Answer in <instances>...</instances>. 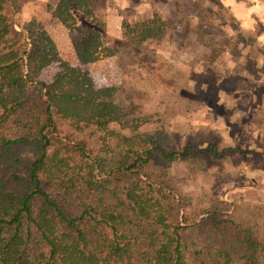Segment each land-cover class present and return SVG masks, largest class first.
<instances>
[{
	"label": "trees",
	"instance_id": "obj_1",
	"mask_svg": "<svg viewBox=\"0 0 264 264\" xmlns=\"http://www.w3.org/2000/svg\"><path fill=\"white\" fill-rule=\"evenodd\" d=\"M55 1L80 62L116 53L99 0ZM21 8L0 0V264H264V205L183 193L172 167L190 149L169 152L165 128L143 131L152 116L89 72L62 61L42 80L57 47ZM168 27L155 12L112 42L139 47Z\"/></svg>",
	"mask_w": 264,
	"mask_h": 264
},
{
	"label": "rangeland",
	"instance_id": "obj_2",
	"mask_svg": "<svg viewBox=\"0 0 264 264\" xmlns=\"http://www.w3.org/2000/svg\"><path fill=\"white\" fill-rule=\"evenodd\" d=\"M103 2L105 44L116 53L83 64L71 33L53 15L57 2L22 0L23 20L40 22L57 47L59 59L41 79L50 82L66 61L97 86L116 88L119 101L141 107L152 116L143 131L160 125L169 152L190 149L172 176L196 201L213 192L233 205H264V0ZM155 12L169 24L161 39L128 48L112 42L125 41L126 23ZM211 143L217 153L226 149L220 158L204 151Z\"/></svg>",
	"mask_w": 264,
	"mask_h": 264
}]
</instances>
